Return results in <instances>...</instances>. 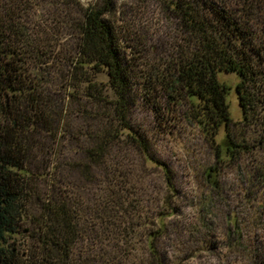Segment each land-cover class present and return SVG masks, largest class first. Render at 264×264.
Segmentation results:
<instances>
[{
  "label": "trees",
  "instance_id": "16d2710c",
  "mask_svg": "<svg viewBox=\"0 0 264 264\" xmlns=\"http://www.w3.org/2000/svg\"><path fill=\"white\" fill-rule=\"evenodd\" d=\"M159 2L176 19V28L188 35L170 66L174 84L169 85L185 92L194 118L213 141L224 127L222 154L230 160L235 153L249 151L233 135L229 87L219 80L220 73L235 74L240 123L258 127L257 146L264 148V0ZM59 3L67 7L63 26L74 41L67 51V94L84 117L80 129L86 139L85 160L75 171L91 174L92 165L100 167L127 133L146 161L163 169L172 189L167 165L151 156L127 122L133 76L126 39L116 26V0H93L87 6L77 0ZM36 5L41 7L38 0H0V264H98L116 257L124 262L135 250V234L122 232L133 210L124 194L126 183L120 181L119 191L112 185L108 195L100 193L92 203L77 199L63 185L67 177L58 167L57 143L69 114L64 103L52 104L33 69L51 59L50 35L34 20ZM98 74L107 80H98ZM80 93L89 106L78 100ZM216 153L221 154L217 144ZM206 172L217 184L218 169L211 166ZM122 218L120 231L117 220ZM235 219L231 232L240 237ZM163 230L161 222L146 234L153 264H163L156 247ZM114 234L119 242L113 252L106 247H112ZM254 264H264V256L255 254Z\"/></svg>",
  "mask_w": 264,
  "mask_h": 264
},
{
  "label": "rangeland",
  "instance_id": "374dc122",
  "mask_svg": "<svg viewBox=\"0 0 264 264\" xmlns=\"http://www.w3.org/2000/svg\"><path fill=\"white\" fill-rule=\"evenodd\" d=\"M60 1L38 0L41 7L32 9L34 20L50 35L47 48L51 58L33 69L52 104L64 103L69 114L57 143L58 167L67 177L63 185L77 199L92 203L98 201V194L108 195L112 185L119 191L122 181L133 207L125 229L121 224L123 231L120 221L124 219L117 220L126 236L131 231L135 234L131 241L133 256L124 262L116 257L98 264H153L146 234L157 230L161 222L164 230L158 235L156 247L163 264H254L255 254L264 256V148L257 146L258 127L240 123L237 76L220 73L219 80L229 87L233 135L249 151L235 153L229 160L222 154L226 148L224 127L213 141L198 125L185 92L171 87L174 79L169 69L178 47L187 44L188 35L176 28V19L164 12L159 0H116V26L126 39L133 76L127 122L146 143L151 156L167 165L174 187L169 188L163 169L147 162L127 133L100 167L92 165V175H78L76 164L85 160L86 139L80 129L84 117L67 94V51L74 41L63 26L67 7L64 9ZM77 1L87 6L93 0ZM96 78L107 80L104 74ZM79 97L90 105L82 93ZM44 142L50 146L48 140ZM216 144L221 149L219 156ZM211 166L218 169L217 184L206 175ZM233 217L240 237L231 232ZM116 239L114 234L109 242L112 247L106 249L114 252Z\"/></svg>",
  "mask_w": 264,
  "mask_h": 264
}]
</instances>
